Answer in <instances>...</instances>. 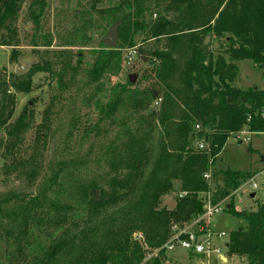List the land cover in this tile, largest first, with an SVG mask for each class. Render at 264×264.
Here are the masks:
<instances>
[{
  "label": "rangeland",
  "instance_id": "rangeland-1",
  "mask_svg": "<svg viewBox=\"0 0 264 264\" xmlns=\"http://www.w3.org/2000/svg\"><path fill=\"white\" fill-rule=\"evenodd\" d=\"M33 1L24 0L17 15L14 24L16 47H0V81H9L12 75H27L34 65L43 66L46 62L52 63L51 71L56 75L63 71L64 64L72 69L60 79L54 73H30V92L12 91L15 95L12 120L28 105L33 117L12 155L4 154L9 139L3 130L0 131V264L37 263L43 256L41 248H48L60 238L66 239L63 235L73 236L80 232L86 235L89 230L107 232L119 225L124 228L130 225L122 212L127 208V201L136 199V193L116 188L113 180L130 179L129 171L137 164V157L142 158L137 184L141 190L142 182L147 183L153 175L152 166L161 147L171 149L159 122L151 119L150 112L158 109V102L140 110L134 109L132 103L157 79H146L144 72L149 73L150 65L139 55L129 59L130 53L137 50L145 54L156 49L164 52L165 40L149 39L143 29H138L133 35L134 46L125 43L119 47L118 35L115 50L119 52V58L94 79L90 71L105 49L102 39L121 17V7H125L126 0H99L94 7L93 0H43L42 10L34 8L39 13L38 25L28 15ZM168 4L169 0L166 3L146 0L144 22L154 23L161 18L173 21L176 10H170ZM223 44L222 39L209 36L206 46L210 45L209 51L215 58ZM224 59L228 60L227 57ZM235 64L239 77L232 87L264 91V66L259 69L250 61ZM24 66H27L26 71L18 75L17 70ZM131 75L136 77L134 84L129 82ZM192 131L197 135L196 127ZM37 133L43 138L35 140ZM245 137L250 141H241ZM32 154L35 157L30 158ZM32 159L34 163H31ZM18 161L24 165L14 170L11 165ZM213 162V171L229 169L247 176L233 198L236 211H255L264 205L263 133L251 134L244 128L238 137L233 135L227 140ZM253 183L257 190H252ZM92 188L105 196V203L97 214L89 212L86 203V193ZM213 188L212 184L210 192ZM178 189L179 183L174 182V192ZM42 192L46 198L33 211L35 215H32L29 231L20 232L19 218L25 202ZM252 194L254 198H251ZM199 197L207 202L210 193ZM174 207V194L161 197L158 209L172 210ZM202 216L182 225H171L167 242L181 231L195 234L203 231L199 236L211 233L222 257L226 256L229 234L245 228V223L224 210L210 219ZM221 233L224 237L217 236ZM140 234L134 232L131 237L145 247ZM156 253L147 249L146 260L155 257ZM166 256L168 262L164 264H200V259L189 258L187 253L179 250L167 252ZM227 258V263L214 257L202 260L204 264H247L244 257Z\"/></svg>",
  "mask_w": 264,
  "mask_h": 264
},
{
  "label": "trees",
  "instance_id": "trees-1",
  "mask_svg": "<svg viewBox=\"0 0 264 264\" xmlns=\"http://www.w3.org/2000/svg\"><path fill=\"white\" fill-rule=\"evenodd\" d=\"M98 1L93 0V7ZM145 1L126 0L125 7H121V17L117 19L121 22L119 47L125 43L134 46L133 35L138 29H143L149 39L165 40L164 52L136 51L150 65L149 73L144 72L146 79L157 81L132 103L134 109L140 110L158 102V109L150 112L151 119L159 122L171 149L161 147L152 166L153 175L147 183L142 182L141 190L137 184L142 158L137 157V164L128 173L130 179L113 180L116 188L136 193V199L127 201V208L122 212L130 225L125 228L119 225L107 232L89 230L86 235L80 232L81 238L63 235L67 240L60 238L48 248H41L42 258L32 264H164L168 262L169 251L162 247L170 238L171 225H182L203 214L206 203L199 196L208 193L213 206L229 197L224 211L245 223V228L229 234L226 256L244 257L247 264H264V205L255 211H236L232 194L247 178L246 174L229 169L212 170L213 160L216 161L230 137L244 128L251 134H264V91L232 87L238 74L235 63L250 61L259 69L264 66V0H169L168 7L176 10L177 16L173 21L161 18L154 23H146L142 18ZM23 2L0 0V47H16L14 24ZM31 5L29 18L38 25L39 13L34 8L42 10L45 2L34 0ZM207 36L224 41L215 58L209 51L210 45H203ZM118 58L117 50L103 49L91 68V78H99L107 65ZM64 66L56 75L51 71L52 63L37 64L29 74L54 73L60 79L72 69L67 64ZM29 74L12 75L9 81H0V131L9 139L4 146L5 155L13 154L33 117L28 105L12 120L15 106L12 91L29 93ZM196 126L199 131L194 135L192 130ZM41 137L37 133L35 140ZM196 141L203 142L205 149L194 150ZM33 157L35 154L30 158ZM23 165L18 161L11 166L15 170ZM205 174H209V181L204 179ZM174 182L179 183L178 192L173 190ZM212 184L214 188L210 192ZM167 194L175 195V207L158 209L161 197ZM45 198L42 192L25 202L19 218L20 232L29 231L33 211ZM86 198L88 211L94 214L105 203V196L95 188L86 193ZM134 232H141L145 247L132 239ZM144 248L157 251L155 257L146 260ZM182 253H187L189 258L203 259L201 255Z\"/></svg>",
  "mask_w": 264,
  "mask_h": 264
},
{
  "label": "built area",
  "instance_id": "built-area-1",
  "mask_svg": "<svg viewBox=\"0 0 264 264\" xmlns=\"http://www.w3.org/2000/svg\"><path fill=\"white\" fill-rule=\"evenodd\" d=\"M135 56H136V51H133L132 53H130L129 59ZM196 130L199 131V126H196ZM239 134L236 135V137H238ZM241 141L249 142L250 139L248 137H245ZM195 147L201 151L205 149V144L203 142L196 141ZM209 178H210L209 174L204 175L205 180L209 181ZM252 181L253 180H251L250 182ZM263 186H264V182H263ZM251 188L252 190L258 189L255 183L251 185ZM235 194H236V191L232 195H235ZM228 200H229V197L214 206L211 205L210 200H208L207 202H205L206 204L204 205V208H203L202 217H206L210 219L214 214L223 212L226 206V201ZM202 232L203 231H201V233ZM201 233L195 234L194 232L193 233L183 232V231L178 232V234L175 237H172L169 240V242H167L162 248L166 249L169 252L179 250V251H184L188 253H193L196 255H201L203 256V260H209L211 257H214L219 262L222 263L221 261L222 255L220 253V250L217 248V246L215 245L213 241L214 236L213 235L211 236V233L207 235L203 233L201 236H199ZM217 236L224 237V234L221 233Z\"/></svg>",
  "mask_w": 264,
  "mask_h": 264
},
{
  "label": "water",
  "instance_id": "water-1",
  "mask_svg": "<svg viewBox=\"0 0 264 264\" xmlns=\"http://www.w3.org/2000/svg\"><path fill=\"white\" fill-rule=\"evenodd\" d=\"M121 22L118 21L114 23L106 33V35L102 39V45L104 46L105 49L107 50H115L117 47V41H118V28L120 26ZM209 41V36L205 38L203 45L206 46ZM27 69V66H24L20 69L17 70L18 75H22ZM135 75H131L128 77L129 82L131 84L135 83ZM251 198H254V195H251Z\"/></svg>",
  "mask_w": 264,
  "mask_h": 264
},
{
  "label": "crops",
  "instance_id": "crops-1",
  "mask_svg": "<svg viewBox=\"0 0 264 264\" xmlns=\"http://www.w3.org/2000/svg\"><path fill=\"white\" fill-rule=\"evenodd\" d=\"M238 77H239V69H238V74H237L236 78L238 79ZM238 89H239V88H238ZM241 90H242V89H241ZM227 257H228V256H225V255H224V256L221 258L222 263H227V262H228V258H227ZM199 263H200V264H204L205 261L200 260Z\"/></svg>",
  "mask_w": 264,
  "mask_h": 264
}]
</instances>
